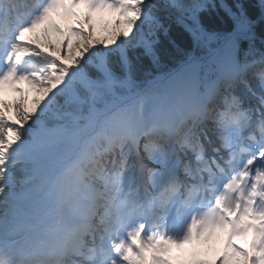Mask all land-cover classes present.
Wrapping results in <instances>:
<instances>
[{
    "label": "snow or ice",
    "instance_id": "6c2138e0",
    "mask_svg": "<svg viewBox=\"0 0 264 264\" xmlns=\"http://www.w3.org/2000/svg\"><path fill=\"white\" fill-rule=\"evenodd\" d=\"M173 25L196 50L144 72ZM229 261L264 264V0H0V264Z\"/></svg>",
    "mask_w": 264,
    "mask_h": 264
},
{
    "label": "trees",
    "instance_id": "16d2710c",
    "mask_svg": "<svg viewBox=\"0 0 264 264\" xmlns=\"http://www.w3.org/2000/svg\"><path fill=\"white\" fill-rule=\"evenodd\" d=\"M86 11V8H85ZM202 22L205 27L209 30H222L225 26V17L223 13H207L202 14ZM93 23L96 25L95 21ZM87 27V25L85 26ZM261 36L260 30L257 29V48H261ZM65 39V37H64ZM78 39H82V37L72 38L73 44ZM52 43L57 42L56 38H51ZM246 47V45H244ZM195 45L193 44L192 37L184 31L182 27L179 25H173L169 34L166 37L161 38V44L159 46V56H160V64L159 66L152 65L150 61L144 62V72L151 73L152 75H158L160 73H167L168 71L176 68L179 64H181L186 55L189 52H194ZM143 72L141 75L143 76ZM19 93L14 96L8 97L7 101L14 102L19 98ZM31 96H29V105H30Z\"/></svg>",
    "mask_w": 264,
    "mask_h": 264
},
{
    "label": "rangeland",
    "instance_id": "374dc122",
    "mask_svg": "<svg viewBox=\"0 0 264 264\" xmlns=\"http://www.w3.org/2000/svg\"><path fill=\"white\" fill-rule=\"evenodd\" d=\"M75 11H78V12H80V13H82L83 11H82V8L80 7V8H78V9H76ZM102 18H104L105 19V21L106 20H109V19H111V20H115V14H109V15H106L105 13H101V19ZM54 19L56 20V22L57 23H59L62 27H64V29L66 30V27H67V20L62 16V15H56L55 17H54ZM102 20H100V22H101ZM100 22L98 23V25H97V29H96V39H99L104 33H103V30H102V28H98V26H99V24H100ZM41 27H43V26H41ZM37 34H40L41 35V39L43 40V34H42V32H41V29L40 28H38L37 29ZM32 35H34V34H32ZM50 35L51 36H56L58 39H59V43L63 40V37L61 36V35H58L57 33H56V31H55V28H53L52 29V31H51V33H50ZM72 36H74V35H72ZM95 42V41H94ZM8 91H10V92H8ZM6 92L7 93H12V91L9 89V90H6ZM247 248V247H246ZM206 250V249H205ZM208 253V251L206 250V255H208V256H210V258H209V261H214L213 260V256H212V254H207Z\"/></svg>",
    "mask_w": 264,
    "mask_h": 264
},
{
    "label": "bare ground",
    "instance_id": "6f19581e",
    "mask_svg": "<svg viewBox=\"0 0 264 264\" xmlns=\"http://www.w3.org/2000/svg\"><path fill=\"white\" fill-rule=\"evenodd\" d=\"M104 21H105V19L103 18L102 21L100 22L98 28H102V24H103Z\"/></svg>",
    "mask_w": 264,
    "mask_h": 264
}]
</instances>
